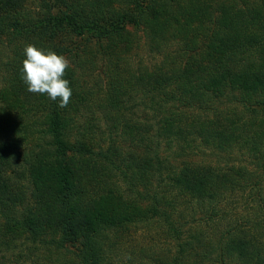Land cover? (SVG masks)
Wrapping results in <instances>:
<instances>
[{"label":"trees","instance_id":"obj_1","mask_svg":"<svg viewBox=\"0 0 264 264\" xmlns=\"http://www.w3.org/2000/svg\"><path fill=\"white\" fill-rule=\"evenodd\" d=\"M0 255L264 264V0H0Z\"/></svg>","mask_w":264,"mask_h":264},{"label":"clouds","instance_id":"obj_2","mask_svg":"<svg viewBox=\"0 0 264 264\" xmlns=\"http://www.w3.org/2000/svg\"><path fill=\"white\" fill-rule=\"evenodd\" d=\"M24 53L22 79L27 85V90L46 94L53 101L59 99V107H67L72 96L70 82L65 78L66 70L70 65L69 59L65 55L38 47L34 43H28Z\"/></svg>","mask_w":264,"mask_h":264},{"label":"rangeland","instance_id":"obj_3","mask_svg":"<svg viewBox=\"0 0 264 264\" xmlns=\"http://www.w3.org/2000/svg\"><path fill=\"white\" fill-rule=\"evenodd\" d=\"M139 53L141 54L139 57L136 58V60H138L140 58V62L143 60L144 61H149L150 58L149 56L147 55V52L145 51V48H142ZM151 61V60H150ZM99 71V70H98ZM139 235V234H138ZM1 256V255H0Z\"/></svg>","mask_w":264,"mask_h":264}]
</instances>
